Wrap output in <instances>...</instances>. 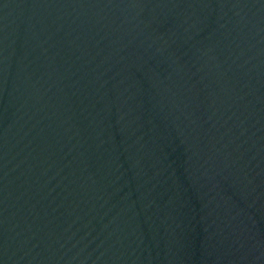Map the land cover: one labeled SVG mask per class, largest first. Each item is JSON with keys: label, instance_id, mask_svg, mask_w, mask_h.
Instances as JSON below:
<instances>
[{"label": "water", "instance_id": "obj_1", "mask_svg": "<svg viewBox=\"0 0 264 264\" xmlns=\"http://www.w3.org/2000/svg\"><path fill=\"white\" fill-rule=\"evenodd\" d=\"M0 264H264V0H0Z\"/></svg>", "mask_w": 264, "mask_h": 264}]
</instances>
